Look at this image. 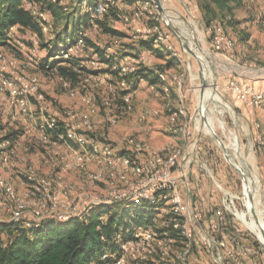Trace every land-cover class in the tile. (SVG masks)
Wrapping results in <instances>:
<instances>
[{"label":"rangeland","instance_id":"obj_1","mask_svg":"<svg viewBox=\"0 0 264 264\" xmlns=\"http://www.w3.org/2000/svg\"><path fill=\"white\" fill-rule=\"evenodd\" d=\"M62 1L68 11L58 12V15L48 12L46 20L50 28L42 31V36L35 37L30 32L13 29L12 40L0 49V75L18 87L25 85L36 87L29 95L30 104L26 112L21 110L16 104V99L9 93H0V127L3 128L0 130V180L10 183L21 197L28 200L29 190L24 184L28 172L42 178L59 177L64 183L75 187L81 201L86 196L96 199L107 195L108 190L114 188L105 179L109 175V169L103 161L92 160L87 163V167L82 168L76 160L74 148L70 149L64 144L46 139L43 127L52 120L75 125L83 130L88 128L85 132H89V136L107 141L121 154L131 155L138 164L148 163L155 156L167 159L175 148L180 153L178 160L182 169L181 171L174 169V176L184 202L200 210L202 205H208L202 203L207 202L206 199L200 202L184 198L183 191L187 195L192 193L189 173L195 167L212 182L209 181L213 190L211 196L213 200L209 199L210 205L221 210L226 205L229 207L224 213L236 225L239 234L242 233L240 236L254 245L259 252L260 263L264 264V250L259 236L248 229L238 216V213L245 209L247 198L242 176L227 162L222 147L212 133L206 130L200 114L201 89L204 79L208 76V85L205 89L214 86L215 82L220 101L209 103L206 117H211L214 122V132L227 147L232 162L243 169L248 180L253 181L252 187L257 191L255 196L253 195L255 211L259 217L261 215L260 220L264 224V145L261 144L264 143V104L260 108L248 107L225 89L231 82H237L255 91L264 90V0H245L239 7L242 14H238L237 17L235 14L232 15V20L238 23L236 27L228 24L231 19L229 17L224 22L211 19V10L205 11L203 8L207 0H160V4L154 0L157 7H150V13L143 11L144 15L139 21L130 23L119 21L114 25V28L124 35V39L110 38L102 31L91 33L89 40L102 50L113 53L116 49H124L120 51L123 53L131 47L135 49V54L142 53L138 52L142 40L133 36L140 35L138 30L152 25L154 17L160 18L166 31L170 33L172 44L180 53L183 63L168 72L170 98L159 88L160 84L152 85L148 79H143L129 83L135 90L130 104H126L122 99L124 87L119 84V78L105 73L107 66L93 65L90 51L74 55L72 53L74 60L77 59V55L83 57L80 59L81 65L84 62L85 71L80 75L78 83L66 85L60 80L55 68L51 70L46 66L56 62L49 56V50L65 42L68 27L69 32L73 33V24L68 26L69 15L75 11L79 13L81 9L86 10V6H81V0ZM135 7L136 3L122 7L121 11L132 14ZM169 20L175 33L166 26ZM216 23L222 24L226 37L233 42V48L226 46L222 51L214 49L210 33ZM192 32L198 41L191 39ZM69 39L73 40L74 37L70 35ZM183 43L190 46L196 55L203 59L207 70L193 55L184 50ZM206 51L227 66L222 67L219 62L206 58L204 55ZM151 55L156 67H164V60L152 53ZM97 67H101V70H97ZM143 70L141 67L138 71ZM171 75L183 78L181 88L174 83ZM174 89H182L181 95L187 112L183 125L186 121L187 125L183 131L173 134L168 129L166 118L168 111L162 114L160 109L162 107L164 109L169 102V109L176 112L177 109L173 107L174 100L179 102V98ZM180 117L182 116L179 115L177 120ZM168 119L170 121V118ZM257 125H260V129ZM13 131H20V138L16 142L5 140ZM259 135L261 140L257 139ZM174 137L177 139L175 144L168 145L162 150L154 148L165 145ZM151 139L159 141L158 144L151 143ZM2 157H7L6 164ZM190 158L192 160H189ZM71 172L75 173L73 176L75 180L68 178L67 174L72 175ZM97 173L105 177L103 183L101 181L96 185H83L82 181L86 176ZM10 179L18 180V184L23 183L25 187H20L24 190H19L20 188H17ZM115 183L118 189L123 188L118 181ZM88 200V203L94 201ZM3 203V199H0V224L12 221L13 207ZM132 205L134 204L114 203L107 207H116L121 211ZM107 217L104 216L102 221H106ZM157 218L160 219L159 226L164 228L165 215L161 212ZM200 223L202 226L201 220ZM129 229H133V226ZM137 230L140 229H135ZM123 242L125 241L119 239V244ZM179 247L180 242L174 251ZM154 260H151L150 264H153ZM190 262L195 264L192 256ZM127 264L137 263L130 260Z\"/></svg>","mask_w":264,"mask_h":264},{"label":"built area","instance_id":"obj_2","mask_svg":"<svg viewBox=\"0 0 264 264\" xmlns=\"http://www.w3.org/2000/svg\"><path fill=\"white\" fill-rule=\"evenodd\" d=\"M49 1L53 4H59L64 12L68 11L62 0ZM124 6L127 7L126 3L122 0H96L92 6L86 8L84 12L88 13L93 20L89 26H82L80 28L76 42L66 51H62L61 57L66 61L74 58L72 53L74 55V53L79 54L90 51L92 53L93 65L106 66L87 42L90 39L91 33L102 31L96 20L106 17L110 21L111 26L114 27L119 21L126 23L137 22L144 15L143 11L149 12L150 7H157L154 0H139L136 3L134 12L130 14L121 11V8ZM22 8L30 12L38 21L41 32L50 28L46 20V16L50 12L44 10L41 4L33 0H23ZM112 12L115 13L116 18L111 15ZM161 22L160 18L154 17V23L144 27L143 30H138L137 32L140 35L135 34L133 38H140L142 42L146 43L153 42L155 48L168 53L182 64L180 53L172 44L171 35L166 31ZM26 31L35 37L38 36V33L35 31ZM211 32V43L215 50L222 51L226 46L233 48V42L226 37L221 23H216L212 27ZM76 57L82 62L81 56L77 55ZM82 66L84 67V62ZM141 67L153 72L158 78L159 83H161L163 92L167 97H170L168 94L170 89L167 85L170 79L168 72H162L154 65V58L151 53L142 52L140 54H125L120 58L118 64L113 65V70L117 71L119 77L122 79L119 84L124 87V95L122 96L124 102L130 104L135 92L125 78L131 75L135 76ZM96 69L101 70V67H97ZM78 72L80 73V71ZM171 77L177 83V86L181 88L183 78L177 75H171ZM59 78L66 85L70 84L68 80ZM142 80L143 78L140 79V81ZM225 89L242 100L248 107L260 108L264 104V90L255 91L237 82H231ZM34 90H36L35 85L18 87L14 82L0 75V93H9L13 99H16V104L23 112L27 111L30 104L29 95ZM40 98H42L41 95ZM169 106L168 102L164 107V111H168V118H170L171 122H175L179 115L187 117L184 107H180L176 112H172ZM58 123L52 120L47 122V125L43 127L46 139L48 138L52 142L64 144L70 149L74 148L76 160L82 168L87 167L86 165L92 160H97L103 161L109 169V175L106 178L98 173L96 175H88L83 179V185H96L101 181L103 183L105 178L109 182V185H113L114 188L112 187L108 190L107 195L97 197L96 199L86 196L81 201L80 197L76 194L75 187L64 183L59 177L42 178L35 176L33 172H28L26 173V181L24 182L29 190V192L27 191L28 200L21 197L10 183L1 179L0 199H3L5 205L8 204L13 207L11 212L12 221L10 223L24 228H33L39 227L48 221L67 222L75 218L83 220L87 218L93 209L101 206H111L114 203L149 202L156 204L164 202L165 206L161 209L162 214L165 215L163 226L164 228H171L183 239L181 247L174 251L179 243V240L174 236L168 234L162 236L152 230L140 229L134 232L131 239L119 244L117 252L104 255V260H110L107 264H127V261L130 260L137 264H150V261L154 260L155 256L157 257L153 261V264H191L193 249L198 242H203L207 245H211L212 243L218 245V247L224 250L228 264H261L260 262L246 261L244 256L240 253L236 254L232 248L228 247L224 240L217 239L213 234L203 233L197 207L184 202L178 188L177 179L174 176V169L176 171H181L182 169L178 160L180 153L177 149L174 148L167 159L155 156L148 163L138 164L128 153L121 154L107 141H101L94 136H89V132H85L88 128H84L83 130L81 127L63 123L64 132L57 134L58 140H53L49 131L56 132ZM257 128L260 129V125H257ZM257 139L261 140L262 138L259 135ZM261 144L264 145V143ZM6 158L2 157L5 164L7 163ZM115 181H118L123 188L118 189ZM88 199L94 201L88 203ZM228 208L227 205L224 206V211H218L217 216L223 219L222 214Z\"/></svg>","mask_w":264,"mask_h":264},{"label":"trees","instance_id":"obj_3","mask_svg":"<svg viewBox=\"0 0 264 264\" xmlns=\"http://www.w3.org/2000/svg\"><path fill=\"white\" fill-rule=\"evenodd\" d=\"M41 4L44 10L58 15V12L64 13V10L59 4H53L49 0H33ZM96 0H81V6L86 8L92 6ZM139 0H124L127 6L137 3ZM23 0H0V47L3 48L12 40L11 31L31 30L42 36L41 28L38 21L31 15L30 12L22 8ZM245 0H207L203 6L204 10H211V19H218L221 22L226 21L228 17L231 19L228 24L231 27L238 25L237 21L232 20L233 12L236 8L241 7ZM111 15L116 18L114 12ZM68 26L73 24V33L67 31L65 42L57 44L53 50H49L50 57H53L56 62L46 64L51 70L54 68L59 77L68 80L70 83H78L80 75L85 68L81 65L78 59L64 60L62 51H66L71 45L76 42L80 28L89 26L93 20L91 16L82 11H75L70 14ZM96 22L100 25L102 32L110 37L124 39V35L117 29L111 26L110 21L103 17ZM74 37L73 40L69 36ZM88 45L92 47L99 55L101 61L106 64L107 70L105 73L111 74L115 78H119V73L113 71V65L118 64L119 59L127 54L131 55L135 49L120 51L124 49H116L110 53L98 48L90 40ZM138 52H150L165 61L164 67H158L162 72H169L178 66L180 63L177 59L172 58L168 53H165L153 46V42H141ZM49 47V46H48ZM47 47V48H48ZM136 48V47H135ZM59 64V65H58ZM65 64V65H63ZM80 71V73L78 72ZM117 76V77H116ZM148 79L152 85L159 84L158 78L152 71H138L135 76L126 77L129 84L140 81V79ZM0 130L3 128L0 127ZM65 130L63 123L57 124L56 132L49 131L53 140H58L59 133ZM21 136L20 131L9 133L5 140L16 142ZM132 207L118 211L116 207L101 206L92 210L86 219H71L67 222L48 221L39 227L24 228L14 223L0 224V264H107L109 259L104 260L103 257L107 253L117 252L119 239L127 241L133 237L135 229H151L159 235L168 234L176 237L181 243L183 239L177 235L171 228H162L159 226L160 219L157 215L161 213V209L165 206L164 202L152 204L149 202L133 203ZM217 208V207H216ZM215 208L216 211H222L220 208ZM197 210L200 220L204 221L205 215ZM213 211V212H214ZM210 214V213H209ZM212 214V213H211ZM210 214V215H211ZM104 216H108L106 221H102ZM222 218H217V233L213 234L219 240H224L221 231L229 232L230 248L236 254L242 253L238 250L243 247L249 251L250 260L260 262V256L253 244L246 241L238 233V228L230 220L226 214H222ZM210 217V216H209ZM208 217V218H209ZM133 226V229H129ZM245 239V240H244ZM248 243V244H247ZM241 250V249H240ZM228 264V263H226Z\"/></svg>","mask_w":264,"mask_h":264},{"label":"crops","instance_id":"obj_4","mask_svg":"<svg viewBox=\"0 0 264 264\" xmlns=\"http://www.w3.org/2000/svg\"><path fill=\"white\" fill-rule=\"evenodd\" d=\"M233 14H235V17H237L238 14H242L241 8H239L237 10H234ZM179 65H183V63L179 64ZM169 82L170 81L168 80V83ZM174 83L177 85V83L175 81H174ZM159 84H160V86L159 85L158 86L162 90L163 87H162L161 83H159ZM152 88H153V86H152ZM174 91L176 92V95L179 98V102H176L174 100L173 107L175 109H179L180 107H184L185 108L184 100L181 99V97H182V95H181L182 94V89H179V90L178 89H174ZM185 98H186V96H185ZM162 108L160 110H161V113L164 114V109H162ZM166 118H167V123H168V129L173 134L177 133L178 131H183V128L186 127V125H187L186 124L187 121L183 125L184 119L186 120L187 117H183L182 116L178 120H176L175 122H170L169 119H168V116ZM181 126H182V128H181ZM176 141H177V139L174 137L173 139L171 138V140H169L165 145H162L160 147L154 146V148H156L157 150H162L168 145L175 144ZM158 142H156L155 140L151 139V143H153V144H155V143L158 144ZM196 146H197V144H196ZM189 160H192V158H190ZM190 163H192V162H190ZM74 175H75V173H72V175L71 174H67L68 178L71 179V180H75V177H73ZM189 179H190V183L192 185V189L194 191L192 190L191 195L189 193L187 195V193H185L183 191L184 198L186 197V199H189V200L196 199V201H200V202L204 201L203 199H206V201L209 202V203H207L205 201L202 202V203H206L208 205H205V204H204V206L202 205V209L199 211L201 213L203 212V214L205 215L204 221L203 220L201 221L202 222L201 229H202L204 234H213V232L215 231L217 233V235H218L219 233H218L217 228H216V225H217L216 224L217 223L216 220L218 218V216H217V212L218 211H216V212L214 211L216 206L210 205L211 202L209 201V199H212L211 196H213V194H212L213 190L211 189L212 185H210L212 183L211 180L206 179L202 174H200V171L197 168H195V167H193L192 170L190 171ZM10 180L12 181V183L17 188H20L19 190H24V189H21V187L24 186L23 183L20 182L18 184V180H16V181H14V179H10ZM200 184H202L201 187H200ZM205 184H206V186H204ZM209 213L210 214L212 213V214L210 215ZM237 231L239 233V230H237ZM221 235L223 236L226 245L228 247H230V244H231L230 238H229L230 233L229 232H225V231H221ZM240 235H242V233ZM246 241H248V240H246ZM240 249L238 250V252L239 251L242 252L240 254L245 257L246 261L253 262V261L250 260L249 251H247V250H249L248 249V245H247L246 248L241 247ZM192 260L194 261L195 264H225V263H228L227 256L224 254V250L222 248L218 247V245H216L215 243H212L211 245H207V244H204L203 242H198L196 244L195 248H194L193 255H192Z\"/></svg>","mask_w":264,"mask_h":264},{"label":"bare ground","instance_id":"obj_5","mask_svg":"<svg viewBox=\"0 0 264 264\" xmlns=\"http://www.w3.org/2000/svg\"><path fill=\"white\" fill-rule=\"evenodd\" d=\"M191 30H193L192 27H191ZM191 39L198 41L196 39V36L193 34V32L191 34ZM204 55L206 58H208L212 61L219 62L220 66H222V67L227 66V64L222 62L220 59L213 57L210 54V52H208V51H206ZM214 84H215V82H214ZM198 96H199V94H198ZM219 101H220V95L216 92V85L205 89V93H204V97H203V101H202V111L205 113V115H206V113L209 112V103L210 102L214 103V102H219ZM198 118H200V117H198ZM207 119H208V121L205 123V126L207 128L206 130H208V131H210V129L214 130V122L212 121L211 117H208ZM201 124H202V122H201ZM252 185H253V181L250 179L249 180L250 192L255 196L256 190L253 189ZM245 203H246L245 209L242 212H239L238 216L253 233L258 235L259 238H262L261 232H262V230H264V224L261 223V220H260L261 215H260V217H259L258 213H256V217L253 215V213L250 211V208L253 207V209H255V205L251 204L247 200V198H246Z\"/></svg>","mask_w":264,"mask_h":264},{"label":"water","instance_id":"obj_6","mask_svg":"<svg viewBox=\"0 0 264 264\" xmlns=\"http://www.w3.org/2000/svg\"><path fill=\"white\" fill-rule=\"evenodd\" d=\"M159 4L161 3L160 0H156ZM166 26L173 32L175 33V30L172 28L171 26V23H170V20L168 22H166ZM184 50L188 53H190L191 55H193L199 62L200 64L204 67L205 70H207V65L204 63L203 59L200 58L199 56L196 55V53L191 49L190 46L186 45L185 43L182 44ZM208 78L206 77L204 79V82H203V86H202V89H201V105H200V114H201V118L202 120L206 123L208 121L205 113L202 111V101H203V97H204V93H205V88L206 86L208 85L207 84V80ZM215 86V84H214ZM210 132L212 133L213 137L218 141L219 145L222 147L223 149V152H224V155L226 157V160L227 162L230 164L231 167H233L236 171H238L241 176H242V179H243V187H244V190L246 192V197L248 199V201L251 203V204H254L253 203V194L250 192V187H249V180L247 178V175L246 173L243 171V169L238 166L237 164L233 163L232 162V158L230 156V154L228 153L227 151V147L224 145L223 141L220 139V137L214 132V130L210 129ZM250 211L253 213V215L256 217V211L255 209H253V207L250 208ZM261 235H262V238H259V240L261 241L262 245H263V250H264V230H262L261 232Z\"/></svg>","mask_w":264,"mask_h":264}]
</instances>
